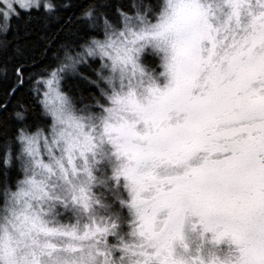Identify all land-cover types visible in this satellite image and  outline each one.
Wrapping results in <instances>:
<instances>
[{"label": "snow or ice", "instance_id": "6c2138e0", "mask_svg": "<svg viewBox=\"0 0 264 264\" xmlns=\"http://www.w3.org/2000/svg\"><path fill=\"white\" fill-rule=\"evenodd\" d=\"M0 264H264V0H0Z\"/></svg>", "mask_w": 264, "mask_h": 264}]
</instances>
